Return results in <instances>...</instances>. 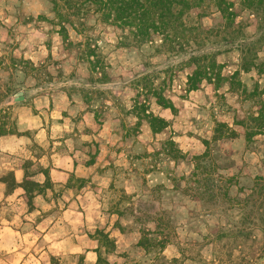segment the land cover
I'll return each instance as SVG.
<instances>
[{
	"label": "rangeland",
	"instance_id": "rangeland-1",
	"mask_svg": "<svg viewBox=\"0 0 264 264\" xmlns=\"http://www.w3.org/2000/svg\"><path fill=\"white\" fill-rule=\"evenodd\" d=\"M184 24L172 41L158 36L140 44L104 23L91 0H0L1 130L18 133L21 108L27 113L35 99L61 92L92 99L96 110L106 99L118 104L119 138L112 139V157L99 160H109L115 180L98 193L101 210L116 214L119 223L117 234L111 230L109 242L100 246L103 257L110 264L156 263V254L137 246L150 229L169 236L164 255L185 264H264V128L248 143L238 124L257 115L263 99L264 74L242 69L245 61L264 62V45L255 47L258 58L247 51L258 42L262 25L240 8L235 25L228 26L214 0L188 13ZM90 49L97 55L90 56ZM194 56L216 67L212 80L188 93ZM20 91L24 101L11 104ZM155 91L173 102L174 113L157 104ZM138 102L169 127L157 135L148 122L137 127L130 111ZM218 123H227L238 137L213 142ZM170 138L185 159L168 154L163 144ZM205 140L214 161L192 178L193 157L206 151ZM94 144L96 151L99 143ZM11 161L0 154V175ZM0 210L7 217L15 213L11 207Z\"/></svg>",
	"mask_w": 264,
	"mask_h": 264
},
{
	"label": "crops",
	"instance_id": "crops-1",
	"mask_svg": "<svg viewBox=\"0 0 264 264\" xmlns=\"http://www.w3.org/2000/svg\"><path fill=\"white\" fill-rule=\"evenodd\" d=\"M105 101L107 105L96 110L92 99L79 101L65 92L38 98L27 113L20 109L18 133L0 136V154L12 157L0 177L13 172L21 184L23 164L31 160L39 167L32 179L44 185L43 171L50 179V186L35 194L33 210L22 187L7 193L0 182V209L15 211L7 217L0 210V264H53L52 259L59 264H97L96 231L106 227L105 233L117 234L116 214L102 212L98 195L115 181L113 167L108 159L99 160L112 157V139L119 138L123 113L118 104ZM94 140L99 143L96 151Z\"/></svg>",
	"mask_w": 264,
	"mask_h": 264
},
{
	"label": "trees",
	"instance_id": "trees-1",
	"mask_svg": "<svg viewBox=\"0 0 264 264\" xmlns=\"http://www.w3.org/2000/svg\"><path fill=\"white\" fill-rule=\"evenodd\" d=\"M205 1L206 0H91L96 8V12L99 13L104 23L120 29L126 36L131 37L135 42L140 44L153 42L158 36H160L164 42L172 41V39L179 37V34L183 33V29L185 28L184 17L191 11L198 10ZM214 1L218 11L227 22L228 26L235 25L240 8L248 11L251 15L260 20L262 25L261 30H263L261 33L262 35L259 37L254 47L247 50L248 52L255 51V58H258L255 47L257 44L264 45V0ZM61 32L66 33V28L62 27ZM63 37L65 38L67 35L65 36L64 34ZM89 55L95 56L97 53L94 49H90ZM190 60L195 63V68L192 74L188 76L186 90L188 93L199 90L204 80H212L213 71L216 67L215 61H212L211 66L205 64L201 65V57L194 56L191 57ZM243 66L242 69L245 72H250L253 68H256L260 70L261 74H264V62L257 64L255 60L253 62L245 61ZM238 75L239 72H236L233 77L236 78ZM216 76L218 80L222 79L220 73H217ZM262 96L263 99L259 104L257 115L251 116L247 121L238 123L245 128V138L248 143L252 142L257 135L263 132L261 128H264V89L262 91ZM155 98L157 104L163 109H169L173 113L176 111L173 102L166 98L163 93L155 91ZM130 114L137 118V127H141L143 122H148L154 135L161 133L169 127V121L150 112L141 102L134 105ZM8 134L16 133H6L1 130L0 126V136ZM237 137V131L227 123H218L214 130L212 141L219 142L225 139H236ZM204 144L206 146V151L201 155L193 157L195 167L192 178H195L198 171L204 168L203 165L214 161V155L210 149V141L205 140ZM163 147L168 151V154L173 160L186 158V155L177 147V143L173 138L168 139L163 144ZM90 162H95V158H92ZM23 168L25 170V176L21 184L16 182L13 172L2 175L0 177V182L6 184L7 193L13 192L17 187H22L25 190L29 209L33 210L32 200L35 194L42 192L46 187L50 186L49 173L43 171L46 176V182L44 185H41L32 179L39 171L38 165L31 160H26L23 164ZM118 215L121 216L122 214L118 213ZM118 225L119 223L117 222L116 228L119 227ZM95 235L99 237L100 246L104 242H109V235L104 231L97 230ZM169 242V236L158 237L157 231L145 229L142 232L137 246L143 249L145 254H156V261L154 260L156 263L154 264H185V260L181 257L169 259L164 255V251ZM112 247L115 248L114 244H112ZM98 255L97 264H110V262L103 257L101 252L98 253ZM52 262L53 264H59L55 259H52Z\"/></svg>",
	"mask_w": 264,
	"mask_h": 264
},
{
	"label": "water",
	"instance_id": "water-1",
	"mask_svg": "<svg viewBox=\"0 0 264 264\" xmlns=\"http://www.w3.org/2000/svg\"><path fill=\"white\" fill-rule=\"evenodd\" d=\"M25 95L23 91L18 92L13 99L11 100V104L20 103L24 101Z\"/></svg>",
	"mask_w": 264,
	"mask_h": 264
}]
</instances>
